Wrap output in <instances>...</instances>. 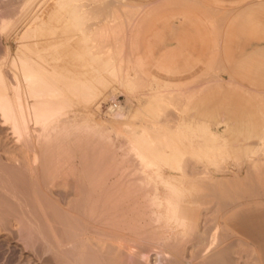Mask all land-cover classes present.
Listing matches in <instances>:
<instances>
[{
    "label": "rangeland",
    "instance_id": "374dc122",
    "mask_svg": "<svg viewBox=\"0 0 264 264\" xmlns=\"http://www.w3.org/2000/svg\"><path fill=\"white\" fill-rule=\"evenodd\" d=\"M1 27L4 72L12 75L8 51L24 53L54 84L42 96L51 97L44 124L30 120L20 141L0 117V179L19 167L57 185L95 173L119 193L116 223L90 221V241L128 254L139 214L156 241L173 245L197 226L230 237L201 258L232 249V264H259V238L248 228L264 222V0H0ZM117 107L121 118L112 115ZM2 180L10 191L12 179ZM167 187L178 194L171 207ZM16 226H0V264H55L43 247H27ZM192 248L185 259L202 264Z\"/></svg>",
    "mask_w": 264,
    "mask_h": 264
},
{
    "label": "bare ground",
    "instance_id": "6f19581e",
    "mask_svg": "<svg viewBox=\"0 0 264 264\" xmlns=\"http://www.w3.org/2000/svg\"><path fill=\"white\" fill-rule=\"evenodd\" d=\"M0 31L1 32L3 31L2 27L0 28ZM6 37H7L6 38L7 40H10V37H8V36H6ZM15 53L14 54L12 53L13 54L12 55L8 51L7 52L8 57L6 56L7 58H10L9 62L11 63L10 66L12 69V75H9L6 72H4L5 69L3 67L5 64L3 65V67H2V63L0 64V117H1L4 124L10 126L11 130L13 131V133L17 136L18 140L20 141L22 139V137H25L24 136L25 133L28 132V125H29L28 123L30 122V120L33 122V124H37V125L38 124H41V125L44 124L45 120L43 119L44 117L42 118V115L44 114L43 110H46L47 108L43 109V107L46 106L45 103H48L49 99H51V97L47 98L45 96L47 99L44 100L42 98V96L44 94L45 88H47V87L51 88L50 85L52 82L48 83L47 80H45L46 77L44 78V76L46 75L45 74L46 68L39 62L38 59L33 58L32 55L31 56L30 55L22 56L24 53H22V55H21V53H17V52H15ZM35 53H36V51H35ZM39 57H40V55H39ZM122 68H124V67H122ZM104 72H105V70H104ZM54 73H56V72H54ZM59 78H61V77H59ZM102 78H100V79L102 80ZM56 79H58V78H56ZM56 79L54 81H56ZM105 83H106V81H105ZM53 84L54 83H52V87H53ZM73 84L74 83H71V85H73ZM71 85L68 87H71ZM56 90H58V89H56ZM68 90H70V88H68ZM82 91H84V90L82 89ZM64 92H65V90H64ZM69 92H71V91H69ZM86 92H88V91H86ZM77 94H76V96H77ZM95 94H97V93H95ZM254 94H256V93H254ZM261 95H263V94H261ZM53 96H54V94H53ZM53 96H52V98H55ZM262 97H264V96H262ZM113 98H114V96H113ZM155 99H156V97H155ZM46 100H48V101H46ZM57 100L59 101V99H57ZM83 101H85V100H83ZM62 102H64V101H62ZM188 102H189V100H188ZM66 103L69 104V102H66ZM66 103L65 104L62 103L63 106L66 105ZM178 106H176V107H178ZM117 110L118 111H115V112L113 111L112 115H114L116 118L123 117V113L121 112V108H118ZM49 115L53 116L52 113ZM56 115H55V117H57ZM59 116H61V115H59ZM157 131H158V129H157ZM182 131H184V130H182ZM40 133H41V131H40ZM154 134L157 135V134H159V132L155 133V131H154ZM131 137H133L135 139V137L138 138V135L135 136V134L134 135L132 134ZM150 137H151V135H150ZM28 139H29V136H28ZM159 140L160 139L158 138L157 144L161 142V140L160 141ZM134 141H136V140H134ZM151 142H153V140ZM149 143H150V141H149ZM206 143H207V141H206ZM154 150H155V148H154ZM173 150L175 151V148ZM183 150H184V148H183ZM139 153H140V151H139ZM175 153H176V151H175ZM146 155L142 154L140 156L142 158H144ZM150 156H152V155H150ZM173 156H174V154H173ZM169 158H170V155H169ZM173 158H176V156ZM178 160H181V159H178ZM185 160H186V157H185ZM15 161H17V160H15ZM34 161L37 162V159H35ZM162 162H164V161H162ZM218 162H219V160H218ZM20 164H22V163H20ZM35 166H37V164ZM181 166H183V165H181ZM9 168H8V170H10ZM17 168L18 167H16V169ZM36 168L34 167V169H36ZM13 170L14 169H12V171ZM21 170H22V168L19 167L17 170H14V172H12L11 174H7V175H10V177H6L7 176L6 174H4V176H2L6 180L12 179V181L14 183L12 182L13 184H11V181H10V183H9V184H11L10 191L5 190L3 188L0 189V226L3 227V225H5L6 220H12L14 223H16L18 225L16 227H18V229H19V232H20L19 236L20 237L24 236L23 240L24 241L26 240V241L25 242L23 241V242L25 243V245L27 247L32 246L33 249H35V250H38L37 248L43 247L42 250H44L43 253L45 255V259H48L49 261H52L55 264H153V261L150 258L151 257L150 252H151V250L153 251L155 249L158 250V251H156L157 252L156 253L157 254L156 264H194L193 261H187L186 260L187 258L185 259L186 252H188L187 249L189 246H190V248H191V246H193L196 249V250L195 249L193 250V248H192V250L194 251L193 252L194 255L192 254V257H191L195 261H197L200 258L203 260L204 264H232V260H231L232 257H230V254L232 251H234L231 248H233L232 243L235 244V241L234 242L232 241V243L229 242V243H231V246L227 245V246H229L228 249L231 247L230 248L231 252L229 253V255L226 254L225 251H224V253H221L222 252L221 251L220 252L221 254L219 253V251H217L218 253H215V254L213 253V255H210L211 252L213 250H215L216 247L218 248V243H219L220 238H222V237L228 238L229 236L221 235L216 231V232L212 233L210 235V237H207L206 235H204L205 233L201 234L198 232V230L196 231V229H198L199 227L196 228L197 226H195V227L193 226L194 230L193 229L191 231L187 230L189 232L183 231L182 234L179 233L180 235H179V237H177L178 240L173 245H171V242H169V241H162V242L156 241V239L152 235L154 233H151V231H150L151 229H149V225L147 223L145 224V222H144V224H142L141 219L136 218V215H139V214L134 215V217L132 218V220L129 223L132 233L136 237H138L139 241L137 242L136 246L128 248L129 249L127 252L128 254L124 253V252H126L125 250H127V248H125V250H123L124 248H122L119 245H118V247L122 248L123 251L121 249L117 250L116 248H118V247L115 246L114 244L113 245L115 248L113 247L112 244H109V243L92 242L85 236L84 229L86 228L88 223L90 221H93L94 219H97L100 222H106L109 225H113L116 223L117 215H116V209H115L116 203H115L114 199H115V196L118 195L119 190L107 188V186H106V187H103L97 191H91L86 187L84 182H79L76 185H71L69 183L65 184V185H57V184L52 183V182L48 183V181L45 178L41 179V177L43 178L41 173L39 175L38 174L35 175L36 173H33L34 175L32 177H30V176H28V173H25V171L23 173ZM65 178H64V180H65ZM2 179H0V180H2ZM7 182H9V181H6V183ZM16 183H18L19 188H17L18 187L17 186L15 189V188H13L12 185H15ZM7 186L5 184V187H7ZM166 186H168V185H166ZM178 188H179V186H178ZM174 189L175 188H172V187L168 188L167 187V190L165 189L164 190L165 192L162 193L163 199L166 200V203H168L167 205H169L170 207L175 205V202L177 201V198H178V194L175 192L176 190L174 191ZM160 193L161 192H159V194ZM180 194H181V192H180ZM72 195L74 197H72ZM181 195H183V194H181ZM153 197H155V196H153ZM161 197L162 196H160V198ZM182 200L183 199H181V201ZM140 216H141V214H140ZM143 220H145V219H143ZM148 223H150V222L148 221ZM12 226H13V224H12ZM152 230H154V229H152ZM208 233H209V231H208ZM236 244H237V242H236ZM248 249H249V247H248ZM35 250H33V251H35ZM40 250H41V248H40ZM201 252H203V254L204 253L205 254L210 253V254H208L206 257L201 258L199 255ZM38 253H40L41 256H44L41 254V251ZM46 254H49V255H46ZM232 254H234V253L232 252ZM35 255L39 256V255H37V253ZM162 256H164L163 259H165V260L162 259ZM254 256H255V258L256 257L258 258V255H254ZM42 258H44V257H42ZM49 261H48V263H49ZM197 262L199 263V261H197ZM201 262H200V264H201ZM154 264H155V262H154Z\"/></svg>",
    "mask_w": 264,
    "mask_h": 264
},
{
    "label": "crops",
    "instance_id": "0c3cea01",
    "mask_svg": "<svg viewBox=\"0 0 264 264\" xmlns=\"http://www.w3.org/2000/svg\"><path fill=\"white\" fill-rule=\"evenodd\" d=\"M99 178L100 176L96 175L95 173H87L82 176L84 184L91 191H97L103 188L101 185H99ZM248 229L252 234L259 238L256 245V255H258L257 261L259 264H264V222L252 223Z\"/></svg>",
    "mask_w": 264,
    "mask_h": 264
}]
</instances>
